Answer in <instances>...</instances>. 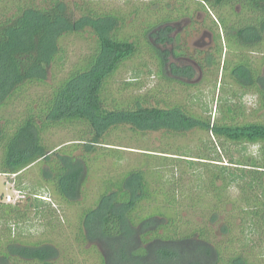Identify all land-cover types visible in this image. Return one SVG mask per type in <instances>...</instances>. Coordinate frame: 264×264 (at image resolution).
Listing matches in <instances>:
<instances>
[{"label":"trees","instance_id":"trees-1","mask_svg":"<svg viewBox=\"0 0 264 264\" xmlns=\"http://www.w3.org/2000/svg\"><path fill=\"white\" fill-rule=\"evenodd\" d=\"M188 1L150 0L128 13L98 0H0V175L20 179L36 166L44 184L31 202L0 199V264H264V0H196L220 27L209 25L215 45L203 52L177 36L170 73V53L152 37L170 40L171 27L155 31L173 14L194 20ZM69 39L86 44L76 60ZM154 77L161 83L147 87ZM218 81L213 117L195 96ZM247 96L257 97L254 110ZM196 131L215 140L211 152L175 145ZM128 132L146 146L118 143ZM152 134L162 137L156 148L145 140ZM126 149L144 159L106 172L101 164L124 160ZM100 173V200L79 215L72 243L59 241L60 229L58 239L20 231L33 215L57 213L52 197L76 203ZM188 173L199 185L182 182Z\"/></svg>","mask_w":264,"mask_h":264},{"label":"rangeland","instance_id":"rangeland-1","mask_svg":"<svg viewBox=\"0 0 264 264\" xmlns=\"http://www.w3.org/2000/svg\"><path fill=\"white\" fill-rule=\"evenodd\" d=\"M101 2L102 6H105L107 9H121L124 12L130 13L132 9H135L136 6H140L141 3H147L150 0H98ZM187 8L190 9L194 16L193 19L189 18H182L179 20H175L176 17H178V14H173L171 16L172 19H174L171 23H167L164 26H160L157 28V31L155 33L160 32L165 27H171L172 31L169 33L170 40L167 41L165 44L159 43V40L153 36L152 41L154 43H157V45L165 50L166 52L170 53V56L168 57V71L171 73V65L176 64L177 60L174 58L173 51L175 49V38L179 36L181 38L182 43L188 44L192 49L194 48H201L203 52H206L210 47H213L215 45V40L213 33L211 32L212 29H209V25L211 22L214 23V28L217 31H219L220 27L218 26L217 20L215 19L213 15V11L209 12L205 10L201 5L196 3V0H190L186 4ZM202 9L201 11H195L197 9ZM204 10V11H203ZM195 11V12H194ZM168 15H171L168 13ZM144 16H140L139 19H143ZM201 23V24H200ZM199 24V25H198ZM221 32V31H220ZM156 35V34H155ZM65 45H70L68 50V57L72 60H76L79 54L82 52L85 48V42L82 41H73L72 39H69L64 42ZM259 54V53H258ZM258 54H255L258 55ZM264 75V73H263ZM125 76V75H124ZM135 76V75H134ZM127 77V76H126ZM203 75L199 72V75L197 74L195 79L199 81ZM196 81V80H195ZM219 81H220V75H219ZM218 81L217 86H215L213 83L202 85L201 91L198 93L197 99L202 102L208 103L209 109L212 112L213 117L217 116L219 113V109L217 108L218 99H221V97L224 95L222 92V87L219 84ZM147 87L159 85L161 82L157 80L156 77L151 78V81H147ZM257 97L247 96L244 98L243 102H246V107L248 109H255L257 106ZM200 104L199 102H197ZM200 104V105H201ZM202 106V105H201ZM243 118V117H242ZM241 118V119H242ZM243 120V119H242ZM63 134H59L58 136H55L53 141L59 142L60 137H62ZM122 137H125V139L118 141V143H121L123 145H134L137 146L138 144L142 146H146L145 142H135L133 139V136L131 133H126L122 135ZM162 137L159 134H152L148 137H145L146 142L148 143V146L151 148H156L160 146V141ZM170 142L173 140H169ZM215 143V140L213 138H209L207 134L201 131H196L187 134L185 137L182 138V140H176L174 143L176 146H183L187 149H190L194 153H206L211 152L212 149L209 145L207 146V143ZM133 146V147H134ZM208 147V148H207ZM244 149V148H243ZM128 152L124 153V160L118 158L109 159L107 161H104L101 166H105L106 172H111L112 174L117 166H119V169L122 171L124 170L121 165H126L129 163H132L133 161L140 159L143 160L144 157H142L141 153H144L140 150H132V149H126ZM253 147H248L247 150H243V154H253L254 152ZM139 160V161H140ZM115 166V167H114ZM114 169L112 170V168ZM190 172V171H189ZM174 173V171L170 169H164L163 174H169L170 177ZM103 174V173H102ZM101 173L100 174H91L90 178L88 179V182L84 188L83 195L79 198V200L74 204H67L62 203V201L59 200L58 197H52L53 203L51 207H54V209L57 210L56 214L47 212L46 216H32V220L27 224H22L20 231L27 236H30L32 238H48V237H57V233L54 232L58 230L61 233L63 232V235H60L59 241L63 243H72L74 239V234L76 235V231L78 228L79 223V215L82 213L83 210L86 208L91 207L95 202L98 203L100 200V192L102 191V183L101 178L103 177ZM116 174V172L114 173ZM40 170L39 167H33L30 170L26 171L22 175V178L16 179L13 178V180H10L8 177L4 175H0V199L1 201L6 202V196L7 195H14L16 198V191L17 190H24L28 197L23 200L22 203H28L31 202L33 199L34 193L38 194H44V184L42 182V179H40ZM189 173L184 175V181H182L186 186L195 187V185H199L200 180H195L194 178L189 179ZM192 180V181H191ZM20 185V187L18 186ZM16 190V191H15ZM49 196V195H48ZM40 197V196H39ZM44 196H42L43 199ZM41 198V197H40ZM45 200H50L49 197H44ZM51 199V200H52ZM48 202V201H47ZM7 203V202H6ZM50 207V206H47ZM98 218L95 219V225L93 228H97L98 226ZM58 228V229H57ZM60 229V230H59ZM128 229V228H127ZM126 235H128V240H131L132 244L131 247L136 248L140 247V243L138 235L139 231L134 229H128L126 230ZM58 239V237L56 238ZM97 240L101 241V246H103L105 253L108 257V259L112 258V247L108 243H104L103 240L97 238ZM127 239L123 238L120 240V243L125 241ZM119 246L118 242L116 246ZM114 246V247H116ZM109 263L111 264L112 261L109 260ZM63 264V263H60ZM88 264H95L94 260L89 259Z\"/></svg>","mask_w":264,"mask_h":264},{"label":"built area","instance_id":"built-area-1","mask_svg":"<svg viewBox=\"0 0 264 264\" xmlns=\"http://www.w3.org/2000/svg\"><path fill=\"white\" fill-rule=\"evenodd\" d=\"M16 193H17L16 198L13 197V196L8 195V196L6 197V202L12 204V203H16V202H18V201H20V200L25 199V194H24V193H22V192H16ZM41 198H42V197H41ZM43 199H45V198L43 197ZM48 201H49V200H48Z\"/></svg>","mask_w":264,"mask_h":264},{"label":"flooded vegetation","instance_id":"flooded-vegetation-1","mask_svg":"<svg viewBox=\"0 0 264 264\" xmlns=\"http://www.w3.org/2000/svg\"><path fill=\"white\" fill-rule=\"evenodd\" d=\"M201 48H202V47H201ZM201 48L199 47V50H200V51H202ZM197 49H198V48H197Z\"/></svg>","mask_w":264,"mask_h":264}]
</instances>
